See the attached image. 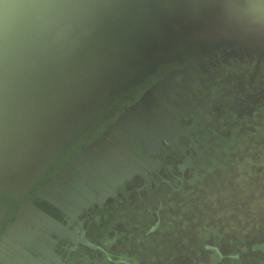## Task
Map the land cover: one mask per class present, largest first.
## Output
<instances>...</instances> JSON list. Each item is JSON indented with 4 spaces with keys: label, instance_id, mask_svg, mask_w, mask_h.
Returning <instances> with one entry per match:
<instances>
[{
    "label": "flooded vegetation",
    "instance_id": "flooded-vegetation-1",
    "mask_svg": "<svg viewBox=\"0 0 264 264\" xmlns=\"http://www.w3.org/2000/svg\"><path fill=\"white\" fill-rule=\"evenodd\" d=\"M219 4L191 52L120 95L24 193H0V264H172L151 207L264 120V41L231 34Z\"/></svg>",
    "mask_w": 264,
    "mask_h": 264
},
{
    "label": "water",
    "instance_id": "water-1",
    "mask_svg": "<svg viewBox=\"0 0 264 264\" xmlns=\"http://www.w3.org/2000/svg\"><path fill=\"white\" fill-rule=\"evenodd\" d=\"M158 1L0 0V193H24L120 95L191 52L219 3L231 34L264 41V0Z\"/></svg>",
    "mask_w": 264,
    "mask_h": 264
},
{
    "label": "rangeland",
    "instance_id": "rangeland-1",
    "mask_svg": "<svg viewBox=\"0 0 264 264\" xmlns=\"http://www.w3.org/2000/svg\"><path fill=\"white\" fill-rule=\"evenodd\" d=\"M223 7L211 10L216 20ZM218 146L193 184L151 207L158 218L146 223L162 230L152 238L160 236L157 257L172 264H264V120Z\"/></svg>",
    "mask_w": 264,
    "mask_h": 264
},
{
    "label": "bare ground",
    "instance_id": "bare-ground-1",
    "mask_svg": "<svg viewBox=\"0 0 264 264\" xmlns=\"http://www.w3.org/2000/svg\"><path fill=\"white\" fill-rule=\"evenodd\" d=\"M237 41H238V40H237ZM212 43H213V42H212ZM218 45H219V44H218ZM258 47H259V46H258ZM196 49H197V48H196ZM260 49H261V48H260ZM193 60H194V59H193ZM191 65H192V64H191ZM186 73H187V72H186ZM237 81H238V80H237ZM237 81H236V82H237ZM236 87H237V86H236ZM236 87H235V88H236ZM240 87H241V86H240Z\"/></svg>",
    "mask_w": 264,
    "mask_h": 264
}]
</instances>
